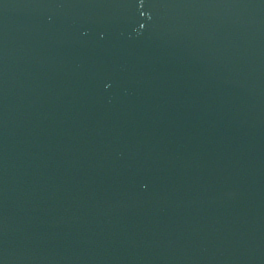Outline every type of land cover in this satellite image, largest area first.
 I'll list each match as a JSON object with an SVG mask.
<instances>
[{
	"label": "water",
	"instance_id": "water-1",
	"mask_svg": "<svg viewBox=\"0 0 264 264\" xmlns=\"http://www.w3.org/2000/svg\"><path fill=\"white\" fill-rule=\"evenodd\" d=\"M0 264H264V0H0Z\"/></svg>",
	"mask_w": 264,
	"mask_h": 264
}]
</instances>
